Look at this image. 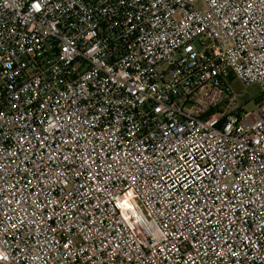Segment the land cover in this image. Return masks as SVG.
I'll list each match as a JSON object with an SVG mask.
<instances>
[{
	"label": "built area",
	"instance_id": "obj_1",
	"mask_svg": "<svg viewBox=\"0 0 264 264\" xmlns=\"http://www.w3.org/2000/svg\"><path fill=\"white\" fill-rule=\"evenodd\" d=\"M0 264H264V0H0Z\"/></svg>",
	"mask_w": 264,
	"mask_h": 264
},
{
	"label": "rangeland",
	"instance_id": "obj_2",
	"mask_svg": "<svg viewBox=\"0 0 264 264\" xmlns=\"http://www.w3.org/2000/svg\"><path fill=\"white\" fill-rule=\"evenodd\" d=\"M197 6L199 8H201L202 3L198 2ZM233 85L237 91H240L244 94V98L246 101L244 108L246 110L254 109L256 106V102L259 100V97H260V89H259L258 85L251 84L249 86L242 87L238 82H234Z\"/></svg>",
	"mask_w": 264,
	"mask_h": 264
},
{
	"label": "snow or ice",
	"instance_id": "obj_3",
	"mask_svg": "<svg viewBox=\"0 0 264 264\" xmlns=\"http://www.w3.org/2000/svg\"><path fill=\"white\" fill-rule=\"evenodd\" d=\"M33 7L36 8L37 10H39L40 5L39 4H34Z\"/></svg>",
	"mask_w": 264,
	"mask_h": 264
}]
</instances>
